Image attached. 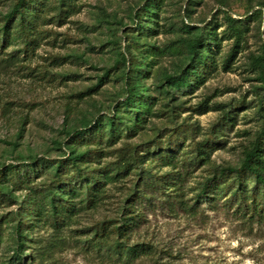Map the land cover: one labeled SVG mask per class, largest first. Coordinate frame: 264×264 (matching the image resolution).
Here are the masks:
<instances>
[{
    "label": "rangeland",
    "instance_id": "rangeland-1",
    "mask_svg": "<svg viewBox=\"0 0 264 264\" xmlns=\"http://www.w3.org/2000/svg\"><path fill=\"white\" fill-rule=\"evenodd\" d=\"M13 1L3 0L0 13L7 12ZM187 1L167 0L159 16L158 34L143 39V50L148 48L147 44L154 46L152 50H163L153 62L150 78L144 80L158 103L138 135L114 146L141 144L157 137L165 139L166 132L181 129L185 134L183 151L202 152L199 147L215 133L213 147L204 148L208 151L203 155L205 162L201 168L183 173L179 185L185 199L193 196V189L209 167L237 166L241 162L260 129L257 104L261 98L264 103L258 70L251 65L252 57L264 55V23L253 14L260 7L247 10V6L264 0H203L193 8L190 18L185 17ZM220 1L227 2L232 17L244 24L241 52L228 70L221 61L228 56L234 39L218 10ZM143 2L78 0L79 12L66 19L57 18V10L48 12L50 20L42 26L43 34L32 56L10 64L1 63L6 55L0 58V164L11 163L19 156L60 157L65 151L60 142L66 131L85 119L106 114L122 99L120 70L114 67L119 58L115 44L119 43L123 51L124 27L136 24L133 15ZM182 21L214 29L219 67L206 81L170 100L157 86L163 75L177 71L185 58L171 50L188 37L179 30ZM18 47L11 46L7 53ZM107 73L111 80L102 83L93 98L81 101L76 97ZM25 115L28 123L19 136V121ZM155 171L166 173L173 168L159 167ZM134 179L130 176L110 186L109 197L98 208L79 212L61 234L51 228L36 230L33 246L42 254L45 264H114L107 258L106 248L100 249L91 242L90 227L98 220L119 214ZM221 205L219 202L215 209L203 201L195 213L182 210L178 204L162 202L144 208L145 220L132 243L150 244L153 251L135 264H264V219L240 217ZM1 254L3 259L12 255L6 246Z\"/></svg>",
    "mask_w": 264,
    "mask_h": 264
},
{
    "label": "trees",
    "instance_id": "trees-1",
    "mask_svg": "<svg viewBox=\"0 0 264 264\" xmlns=\"http://www.w3.org/2000/svg\"><path fill=\"white\" fill-rule=\"evenodd\" d=\"M78 0H14L7 12L0 13V58L10 64L32 56L40 41L42 26L50 19L47 14L57 10V18L66 19L79 12ZM203 0H188L185 17L190 18L193 8ZM3 0H0V4ZM167 0H144L133 15L135 25L124 27L126 42L123 51L115 44L119 58L115 69L120 70L122 99L104 115L85 119L79 126L65 132L60 142L64 152L60 157L19 156L11 163L0 164V264H45L42 254L35 250L33 233L40 228H51L56 234L68 228L79 212L98 208L109 197V187L134 176L133 187L122 201L116 217L98 220L90 227L91 242L107 249V258L114 264H135L152 254L153 247L144 242L132 243L136 231L145 220L144 208L157 202L178 204L187 212H198L206 201L211 208L222 207L240 217L260 221L264 219V103L261 98L257 112L260 129L243 159L237 166H211L205 177L193 189L191 198L185 199L182 185L184 172L197 171L205 162L204 153L213 147L216 135L209 136L201 150L183 151L185 134L181 129L165 133V139L153 138L144 143H124V139L138 135L158 103L157 97L144 80L150 78L156 56L163 50L147 44L143 39L158 34L159 16ZM230 36L232 49L224 61L225 70L232 67L241 52L244 37L243 21L233 18L228 3L219 2ZM264 23V1L247 6ZM179 30L188 34L181 44L171 50L184 54L182 65L173 74H164L157 88L170 100L179 92L192 88L209 78L219 67L214 46L217 35L212 27H198L181 22ZM264 30V24H263ZM264 35V32H263ZM18 49L7 53L8 48ZM264 46V45H263ZM152 56V57H149ZM258 70L264 91V55L251 58ZM108 73L86 92L76 97L85 101L100 92L101 84L110 81ZM264 96V93H263ZM30 106V105H29ZM28 123L27 115L19 121L21 136ZM164 138V136H163ZM204 148L208 149L207 151ZM183 151V152H181ZM113 157L112 160L106 158ZM172 167L173 171L157 173L156 168ZM41 180V182H39ZM21 194V195H18ZM4 246L12 253L2 258ZM99 249V250H100ZM28 251V253H27Z\"/></svg>",
    "mask_w": 264,
    "mask_h": 264
}]
</instances>
